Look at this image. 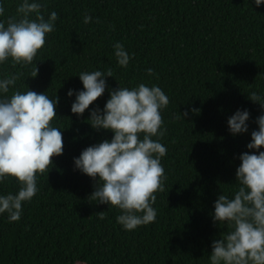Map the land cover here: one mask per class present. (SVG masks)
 Segmentation results:
<instances>
[{
	"label": "trees",
	"instance_id": "trees-1",
	"mask_svg": "<svg viewBox=\"0 0 264 264\" xmlns=\"http://www.w3.org/2000/svg\"><path fill=\"white\" fill-rule=\"evenodd\" d=\"M21 2L0 0L5 9L0 21L16 17ZM43 4L46 18L58 13L55 30L32 64L9 61L0 65V73L19 75L11 91L29 88L60 98L53 124L62 131L64 148L37 175L39 190L23 204L21 220L9 223L6 213L0 215V264H208L212 241L228 230L213 223L214 203L235 191L239 156L248 151L256 119L264 114L248 98L264 93V5L257 7L255 0ZM86 14L92 17L88 24ZM117 42L132 57L126 68L114 55ZM35 65L38 76L32 78ZM109 69L113 75L106 78L104 95L83 116L74 115L75 97L67 92L83 89L78 75ZM140 83L159 86L169 98L161 111L166 131L159 138L167 149L161 158L164 190L154 193L155 222L126 231L117 222L118 208L89 200L96 181L75 170L74 158L112 139L111 131L87 123L93 108L103 109L109 89ZM238 109L250 112L249 133L234 137L227 121ZM19 187L10 177L0 183V194Z\"/></svg>",
	"mask_w": 264,
	"mask_h": 264
},
{
	"label": "clouds",
	"instance_id": "clouds-1",
	"mask_svg": "<svg viewBox=\"0 0 264 264\" xmlns=\"http://www.w3.org/2000/svg\"><path fill=\"white\" fill-rule=\"evenodd\" d=\"M255 4L264 5V0H255ZM43 7V0H22L16 17L0 21V65L9 61L13 66L33 63L58 20L55 11L46 18ZM4 11L0 3V16ZM83 22H92V17L86 14ZM113 48L118 64L126 68L132 57L122 43ZM38 71L35 65L32 78ZM147 73L152 76L153 70ZM112 75L110 69L81 72L78 77L83 89L67 92L69 98L75 97L71 112L83 116L104 95L106 78ZM18 79L19 75L0 73V183L12 177L20 185L15 193L0 194V215L6 213L9 223L21 220L23 204L39 190L37 175L53 165L52 158L61 156L64 148L62 131L53 124L59 119L56 108L60 98L29 88L11 91ZM109 95L103 109L97 106L89 112L87 123L94 130L114 135L83 150L74 158V166L96 181L89 200L118 208L121 214L117 222L132 231L157 218L154 193L164 190L161 158L167 151L159 140L166 131L161 111L169 98L159 86L145 83L109 89ZM248 98L264 110V93L252 92ZM181 116L186 119L188 112ZM250 118L249 110L238 109L227 121L230 134H248ZM256 124L258 130L251 132L248 151L239 156L235 191L231 197L219 195L210 214L214 224L227 225L228 230L212 241L208 264H264V151H260L264 148V114L257 117ZM99 215L103 218V213Z\"/></svg>",
	"mask_w": 264,
	"mask_h": 264
}]
</instances>
